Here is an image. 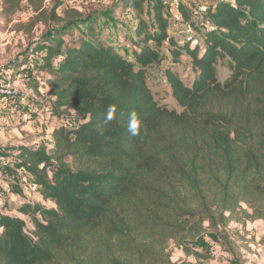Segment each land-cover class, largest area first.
Masks as SVG:
<instances>
[{"label": "trees", "instance_id": "trees-1", "mask_svg": "<svg viewBox=\"0 0 264 264\" xmlns=\"http://www.w3.org/2000/svg\"><path fill=\"white\" fill-rule=\"evenodd\" d=\"M25 1L36 20L65 26L41 39L11 75L30 67V88L50 90L51 118L70 117L74 126L56 127L51 148H0V158L12 160L28 187L54 205L9 185L33 229L0 214V264H175L172 244L200 262L207 257L188 243L234 222L244 230L264 220V0L217 1L204 14V29L179 3L201 38L194 47L170 36L167 0H112V14L134 15L133 34L118 28L132 59L97 30L94 14L72 9L48 17L44 0H0L3 15H16ZM79 27L76 36L71 30ZM166 45L175 63L187 56L198 73L187 86L166 71L180 113L158 104L147 82ZM226 58L233 74L222 84L216 66ZM110 106L116 111L106 122ZM132 112L136 135L128 131Z\"/></svg>", "mask_w": 264, "mask_h": 264}, {"label": "rangeland", "instance_id": "rangeland-1", "mask_svg": "<svg viewBox=\"0 0 264 264\" xmlns=\"http://www.w3.org/2000/svg\"><path fill=\"white\" fill-rule=\"evenodd\" d=\"M167 1L170 4V10L167 13L170 22V36L175 38L180 45L189 43L194 47L198 41H201V38L192 30L190 24L182 18L178 10L179 3L185 5L191 19L204 29L208 25L204 14L209 6L215 5L220 0ZM113 5L112 0H44L41 7L48 17L52 13L62 17L65 11L72 9L83 13L84 16L94 14V16L100 17V20L96 24L97 30L103 33L108 41L118 44L126 58L132 59V45L128 40L126 42L121 40L122 36L118 28L122 26L126 31L133 34L134 27L136 26L134 15L129 10H119L112 14L111 8ZM35 17L37 16L27 1L23 3L22 10L11 17L3 15L0 3V35L3 38V42L0 43L7 48L5 57L7 54L9 56V54L14 53L17 59L15 63L9 64L5 58L4 70L14 68V66L19 67L21 62L27 61L31 55L33 56L31 50L41 39L51 36L54 29H60L65 26L64 23L56 26L52 20L47 21V19H42V21L40 19L39 21ZM145 19L148 23H152L149 12ZM79 31H81L80 27L71 30L76 36L80 33ZM72 37L67 35L66 40L76 44L75 40H71ZM169 50L168 45L163 47L160 53L164 57V61L161 64H154L148 67L147 82L158 104L180 113L182 109L177 105L172 96V90L166 78V71L171 70L177 74L187 86H192L198 73L194 69L192 60L189 57L183 56L175 63L171 58ZM10 74H12V71ZM17 74L22 75V79L25 81V86L19 95L25 96L28 102L19 106L23 117L18 119L17 123L15 120L13 122L14 125L6 124L7 129H4L3 133L5 134L3 138L0 136V148L17 147L14 145L19 143L20 141L18 140L21 139L23 142L30 143V146H32L31 143L36 142V145L44 144L51 148L53 145V130L60 125L73 127V119L70 117H65L63 120L51 118L48 112L51 93L43 84L39 83H37V90L30 88L29 80L35 75L30 67L20 69ZM216 74L222 84L231 79L233 74L232 64L228 58L218 62ZM39 77V79L45 82L44 77ZM2 78L0 77V79ZM31 105H34L33 109L35 110H32V108L30 110L27 109ZM10 107H14V105ZM23 113L28 114L29 117L26 119ZM14 154L12 153V155ZM11 161H7L6 159L0 160V214H9L13 217L24 219L27 222V230L30 232L33 227L26 217L19 214L18 204L20 202H15L12 196L8 194L10 190L9 185L19 184L24 186L27 199L33 202L41 203L47 208H51L54 205L50 202H44L36 191L28 187L24 175L15 170ZM258 221H263L264 223V220ZM250 224L253 223L249 222L247 224V226L249 225L248 228L246 226L248 230L246 228L243 230L240 229L241 225L239 224L235 227L236 223L234 222L230 224L227 231L224 230L220 233L209 232L197 241L188 243L194 250L205 255L207 260L199 262L193 257H188L174 244L170 247L172 260L175 264H264V236H261L264 233V227L261 229V232H256Z\"/></svg>", "mask_w": 264, "mask_h": 264}, {"label": "crops", "instance_id": "crops-1", "mask_svg": "<svg viewBox=\"0 0 264 264\" xmlns=\"http://www.w3.org/2000/svg\"><path fill=\"white\" fill-rule=\"evenodd\" d=\"M0 42H3V38H2V35H0ZM7 46H8V43H7ZM6 46V47H7ZM6 49L5 48V45L1 44L0 43V77H6L10 74V72L12 71L11 68L7 69V70H4V59L6 58L7 59V63L9 64H13L15 63V61L17 60L16 59V55L13 53V54H7V56L5 57V53H6ZM33 73H35L33 71ZM40 84H43V83H40ZM45 86V88L50 92L49 88L47 87L46 84H43ZM11 105H8L6 103H3L2 101H0V136H4L5 133L4 132V129H7V125L6 124H12L14 125V121L16 120V123L18 121V119H20L22 116V112L21 110L19 109V107H10ZM34 106V105H33ZM33 106L31 105V107H28L27 109L30 110V108H32V110H35L33 109ZM24 114V113H23ZM25 115V114H24ZM24 124V123H23ZM10 128V127H9ZM14 136V135H13ZM20 141L19 143H17L16 145L14 146H30V143H26V142H23V140H18ZM22 141V142H21ZM37 143L36 142H33L31 143V145H36ZM3 146V145H2ZM9 146V145H8ZM11 146V145H10ZM13 146V145H12ZM0 160H3V158H0ZM26 181V180H25ZM38 194V193H37ZM39 195V194H38ZM41 198V197H40ZM15 201H17L18 199L17 198H13ZM33 202V201H32ZM252 226V228H254L256 230V232H261V229H263L264 227V223L263 221L262 222H259V221H256L254 222L253 224H250ZM238 225L236 224L235 227H237ZM249 226V225H248ZM247 226V228H248ZM246 228V229H247ZM240 229H242V226L240 227ZM248 230V229H247ZM253 230V229H252ZM261 236H264V233L261 235Z\"/></svg>", "mask_w": 264, "mask_h": 264}, {"label": "built area", "instance_id": "built-area-1", "mask_svg": "<svg viewBox=\"0 0 264 264\" xmlns=\"http://www.w3.org/2000/svg\"><path fill=\"white\" fill-rule=\"evenodd\" d=\"M24 86L25 81L20 74L14 76L10 74L0 79V101L11 106L16 104H26L28 102L27 98L23 95H19ZM28 117L29 115L25 114V118L27 119Z\"/></svg>", "mask_w": 264, "mask_h": 264}, {"label": "clouds", "instance_id": "clouds-1", "mask_svg": "<svg viewBox=\"0 0 264 264\" xmlns=\"http://www.w3.org/2000/svg\"><path fill=\"white\" fill-rule=\"evenodd\" d=\"M115 111H116L115 106L109 107L106 115V122L111 121L113 119ZM128 131L132 135H136L138 132V118L135 112H132L129 115Z\"/></svg>", "mask_w": 264, "mask_h": 264}]
</instances>
